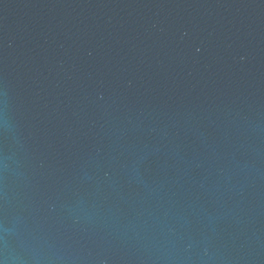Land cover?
Returning a JSON list of instances; mask_svg holds the SVG:
<instances>
[{"label":"water","instance_id":"obj_1","mask_svg":"<svg viewBox=\"0 0 264 264\" xmlns=\"http://www.w3.org/2000/svg\"><path fill=\"white\" fill-rule=\"evenodd\" d=\"M0 264H264V0H0Z\"/></svg>","mask_w":264,"mask_h":264}]
</instances>
